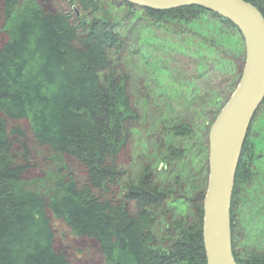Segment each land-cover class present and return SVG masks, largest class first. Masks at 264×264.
<instances>
[{
    "label": "trees",
    "instance_id": "trees-1",
    "mask_svg": "<svg viewBox=\"0 0 264 264\" xmlns=\"http://www.w3.org/2000/svg\"><path fill=\"white\" fill-rule=\"evenodd\" d=\"M243 1L264 18V0ZM21 2L1 0L0 7V264H72L57 247L55 224L96 244L103 264H207L209 132L242 75L239 31L194 7L157 12L117 0H68L77 17ZM205 14L213 31L194 27ZM157 26L201 39L204 55L220 58L227 83L211 81L208 67L201 93L195 86L192 99L165 93L169 99L155 106L146 68L158 72L153 56L170 45L152 47L143 30ZM262 113L264 102L253 122ZM253 122L230 210L236 264H264L263 245L236 251L241 202L264 209V178L249 146ZM33 170L46 186L28 191L22 184Z\"/></svg>",
    "mask_w": 264,
    "mask_h": 264
},
{
    "label": "water",
    "instance_id": "water-1",
    "mask_svg": "<svg viewBox=\"0 0 264 264\" xmlns=\"http://www.w3.org/2000/svg\"><path fill=\"white\" fill-rule=\"evenodd\" d=\"M163 12L199 8L236 27L245 43L240 81L209 132V179L203 210L207 264H236L231 232L235 178L251 124L264 102V18L243 0H117Z\"/></svg>",
    "mask_w": 264,
    "mask_h": 264
},
{
    "label": "rangeland",
    "instance_id": "rangeland-1",
    "mask_svg": "<svg viewBox=\"0 0 264 264\" xmlns=\"http://www.w3.org/2000/svg\"><path fill=\"white\" fill-rule=\"evenodd\" d=\"M36 8L37 5L44 9L45 11L55 12V11H63L64 13L72 12L75 16H81V12L76 6L70 5L68 0H22L21 6H28ZM0 7H1V0H0ZM210 16L205 14L201 15L199 19L195 22L194 27L204 29L207 32L213 31L214 27H216L213 21L209 20ZM139 19V18H138ZM141 20V18H140ZM143 21L146 19H142ZM1 26V21H0ZM158 27V26H157ZM159 28V29H158ZM157 29H144L143 30V37L149 39L150 43H152V47H157L155 43H163L165 42V47L169 45V51L164 54L158 53L153 57L159 58V63L157 65L158 72L152 73V69L150 68L149 64L147 65L149 73H151L150 77H147V84L146 86L152 90L153 101L155 106H161V104L169 99V93H172L173 96L178 94H184L186 97L195 96V93L192 92L193 87L199 88L200 81L203 79H199L201 76L200 73L202 69L205 71L208 67L211 69L209 73L211 77V81H215L216 83L226 84L229 80V77H226L224 74L219 73L220 68V58H214L211 56L210 58L207 57L206 52L202 48H200L201 39H196L193 36H188L185 34H180L176 29L173 28V32H169L165 28L159 26ZM152 36L153 39H151ZM158 41V42H157ZM163 41V42H161ZM202 41V40H201ZM3 42V35L0 33V45ZM133 44V40L129 42ZM160 43H158L160 45ZM190 44L193 45V49L191 48ZM158 45V46H159ZM179 45L187 46L185 50L181 49ZM189 46V47H188ZM160 47V46H159ZM179 47V48H178ZM199 47V49H198ZM242 47V46H241ZM134 48V47H132ZM134 52L136 49H133ZM186 51V53H185ZM180 52H183L181 54ZM204 57L202 59V57ZM217 59V63H210L211 60ZM146 61L142 62L139 60V63L144 67ZM212 62V61H211ZM147 63V62H146ZM213 66V67H212ZM140 68V69H141ZM203 72V71H202ZM230 76V75H227ZM232 79V78H231ZM234 79H232L233 81ZM238 85V84H237ZM237 87V86H236ZM168 93V97L164 94ZM201 93V89H200ZM199 93V94H200ZM175 94V95H174ZM194 94V95H193ZM233 94V93H232ZM231 94V95H232ZM230 95V97H231ZM215 113V112H214ZM209 116L207 122H209ZM252 133L250 135V142L249 146L252 148V152H254V162L253 168L257 170L259 177L261 179L264 178V113L259 115V118L253 122L252 125ZM28 131V130H27ZM144 131L146 130V125L144 124ZM123 158L125 162L127 159L131 160V155L129 157ZM127 165V164H125ZM70 169V168H69ZM73 168L71 167V170ZM42 173L39 170H33L29 172L25 176V181L23 182V186L26 190L31 191L34 189H41L45 187L44 182L42 181ZM264 189V188H262ZM253 191H259L257 184L252 185ZM261 195L262 191L260 190ZM260 195V196H261ZM263 197V196H261ZM258 197V200H260ZM241 206L237 210V246L236 251L239 255L243 251L244 247H259L264 246V209L260 207H253L244 206V201L241 202ZM255 206V205H254ZM56 232H57V247L61 252H64L72 264H103L102 257L99 253V249L96 244L86 241V240H78L69 235L61 225H54Z\"/></svg>",
    "mask_w": 264,
    "mask_h": 264
}]
</instances>
